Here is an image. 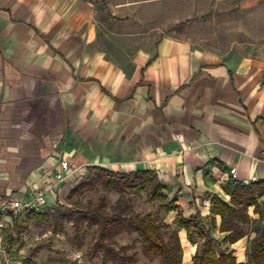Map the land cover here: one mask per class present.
Masks as SVG:
<instances>
[{"label": "crops", "instance_id": "1", "mask_svg": "<svg viewBox=\"0 0 264 264\" xmlns=\"http://www.w3.org/2000/svg\"><path fill=\"white\" fill-rule=\"evenodd\" d=\"M263 4L210 0L234 15L229 32L250 40L225 47L176 30L198 24L208 0H0V196L31 198L63 161L77 170L43 211L63 204L90 168L151 170L184 217L214 221L225 240L212 198L231 203L246 180L264 182V20H254ZM174 5L166 26L151 28ZM109 14L149 25L128 39L116 32L118 47L136 50L128 59L98 49ZM254 209L251 224L264 219ZM167 215L174 222L177 212ZM227 244L245 264L249 236Z\"/></svg>", "mask_w": 264, "mask_h": 264}, {"label": "rangeland", "instance_id": "2", "mask_svg": "<svg viewBox=\"0 0 264 264\" xmlns=\"http://www.w3.org/2000/svg\"><path fill=\"white\" fill-rule=\"evenodd\" d=\"M210 8V0H208L206 16L197 21L198 24L193 23L192 20L178 24L176 26L178 35L194 41L216 43L225 47L234 41H250L244 34L229 32L228 22L233 19L234 15ZM176 9L179 7L174 5L158 12L157 17L149 22L151 28L154 24L158 27L166 26V16ZM260 9L264 10V4ZM235 16L237 19H244L238 13ZM103 20L104 23H108V26L103 28L98 49L112 58L128 59L136 52V50L129 49L124 45L123 48L118 47L116 32H124L125 39H128L129 35L127 34L130 31L143 29L144 32H147L149 30L148 24L141 25L142 28H140L136 27L137 23L125 20L116 23L110 14L107 19ZM254 20H264V18ZM255 25L261 26V22H254L253 26ZM228 51V49L223 50V52ZM95 174L96 171H88L87 175L78 178L65 202L62 204L58 201L53 210L26 213L18 218L9 219L6 232L9 235L10 244L26 264H114L103 249L96 251L94 249L98 238V225L88 220H76L80 218L79 212L94 209L108 214L123 211L127 217L147 214L159 217L156 225L159 227L158 232L163 240L168 245H172L177 235L184 250L183 264L193 263V257L200 252L203 241L195 237L194 243H190L186 238V232L170 220L167 213L160 211V202L149 203L146 193L140 195L135 193L119 194L107 190L102 185L75 191L81 183L86 182L88 178H93ZM72 191L74 192L72 193ZM68 216H71L72 219ZM244 231L246 236H249L245 264H254L251 260V254L256 244L264 241V219L255 220L253 224L244 226ZM211 234L218 242L215 245L217 252L230 251L223 235L219 234L217 230L212 231ZM111 243L116 249L125 248L128 256L127 264H162L159 257L148 258L144 254V242L137 233L122 232L115 236ZM39 246H43L44 249L36 253L34 249Z\"/></svg>", "mask_w": 264, "mask_h": 264}, {"label": "trees", "instance_id": "3", "mask_svg": "<svg viewBox=\"0 0 264 264\" xmlns=\"http://www.w3.org/2000/svg\"><path fill=\"white\" fill-rule=\"evenodd\" d=\"M96 171L93 178H88L81 183L75 191H82L86 188L102 185L107 190L119 194L135 193L147 194L149 203L160 202V211L165 213L177 212L174 223L186 232V237L190 243H194L195 237L203 241L201 250L193 257L192 264H244L238 262L233 251L217 252L215 245L217 240L212 236V231L216 230L214 221L203 219L198 213L195 216L186 218L183 209L176 205V201H169L165 193L166 187L155 171L142 170L130 173H116L102 168H90ZM74 191H72L73 193ZM264 182H259L250 186L241 185L234 191L231 203H227L217 196L212 198V209L215 216L221 217L219 231L227 233L225 238L230 244H235L245 236L244 226L250 225L252 220L249 209L254 207V212L261 218L264 217ZM103 204V203H101ZM101 207V205H100ZM80 219L94 222L98 225V238L94 249H103L105 254L114 264H127L128 256L125 248L116 249L111 241L122 232L137 233L144 242V254L148 258L159 257L162 264H183L184 250L181 240L176 235L172 245H168L159 234V227L156 225L159 217L151 214L144 216H125L123 211L108 214L97 209L79 212ZM68 218L72 219L71 216ZM44 249L39 246L34 249L37 253ZM254 264H264V241L258 242L251 254Z\"/></svg>", "mask_w": 264, "mask_h": 264}, {"label": "built area", "instance_id": "4", "mask_svg": "<svg viewBox=\"0 0 264 264\" xmlns=\"http://www.w3.org/2000/svg\"><path fill=\"white\" fill-rule=\"evenodd\" d=\"M74 170H77L75 164L63 161L61 171L55 174L53 181L37 189L34 195L27 200H19L12 195L0 196V264H26L24 259L17 254L10 244L6 233L7 219L18 218L26 213L43 212L47 194L50 191L58 192V184L66 179L70 171ZM230 172L234 175L236 168H232ZM244 184L249 185L250 181L246 180Z\"/></svg>", "mask_w": 264, "mask_h": 264}]
</instances>
